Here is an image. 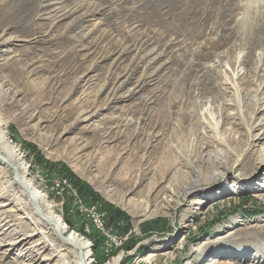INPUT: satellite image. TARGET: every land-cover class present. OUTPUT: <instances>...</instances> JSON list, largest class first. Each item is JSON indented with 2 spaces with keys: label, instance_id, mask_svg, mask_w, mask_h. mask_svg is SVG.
Instances as JSON below:
<instances>
[{
  "label": "rangeland",
  "instance_id": "rangeland-1",
  "mask_svg": "<svg viewBox=\"0 0 264 264\" xmlns=\"http://www.w3.org/2000/svg\"><path fill=\"white\" fill-rule=\"evenodd\" d=\"M253 1L244 16L246 0H0V122L66 235L89 244L90 264H187L193 253L264 264V135L249 133L264 97V0ZM73 3L93 13L76 27L58 18ZM93 26L104 40L80 37ZM224 56L223 78L237 88L215 103L207 89ZM248 101L217 130L210 109ZM64 168L98 199L84 202ZM21 193L0 163V264H60L50 249L30 250L38 236L24 241L33 227L13 203Z\"/></svg>",
  "mask_w": 264,
  "mask_h": 264
},
{
  "label": "bare ground",
  "instance_id": "bare-ground-1",
  "mask_svg": "<svg viewBox=\"0 0 264 264\" xmlns=\"http://www.w3.org/2000/svg\"><path fill=\"white\" fill-rule=\"evenodd\" d=\"M246 1L248 4L244 5L241 8V11H244V13H243L244 16H245V14L248 15L247 11L249 13V10L250 9L252 10L253 4H254L253 2H255L253 0H246ZM258 1H260V0H258ZM72 5H73V7L71 6V8H69V9H66L67 7L65 6L66 7L65 10H60V12L58 11L59 12L58 18L71 19L72 21H74V23H75L74 26L76 27V25L78 24L77 23L78 20L89 17V12L90 13H92V12H91L90 6L81 5L80 3H73ZM68 6H69V4H68ZM240 7H241V5L239 6L238 10H240ZM262 7H264V6H262ZM77 27H79V25ZM92 30H94V31H90L89 29L80 30L79 35H80V37L85 38L88 35H92V34L96 33V35L99 34V38H97V36H96V37H94V39L96 38L98 42L105 39V36L107 34L104 35L103 32H101V30H99L97 27L93 26ZM225 56L219 58L218 62H216L215 66L217 69H220V70H219L218 74L215 75V77H213V80H212L213 82H211V87H209L207 89V90H210L209 92L211 94H213L212 95L213 99H211V100H213L214 102L219 99V97L221 95L220 94L221 91L224 90V91H227L229 94H231L232 93L231 90L235 89L234 86H236V88H237L236 84H233L234 86H232V84L228 82L227 78H223L225 76L224 74L226 73V71H223L222 69H224V67H226L227 62H228V61H225L226 60ZM245 62L246 61H244V59L238 58L237 60H235L231 63L232 65L229 63L231 66V69L233 70V73H231V75H232V78L234 80L236 79V77L238 76V74L240 72L239 67H241V65H243V63H245ZM259 63H261V62L259 61ZM224 64H225V66H224ZM258 66H259V64H258ZM262 73H264V72H262ZM237 91H238V89H237ZM258 95H264V85L261 87L260 91L258 92ZM256 104H257V106L255 108V112L251 116L252 123H251L250 128H249V133L251 134L255 128L259 127V129L262 130L263 135H264V97H260L257 100ZM249 105H250L249 101L245 102V104H242L241 102H237L236 104H234L232 102L231 103L224 102L221 106L218 105L219 107L217 106L216 108H214V110L210 109V111L214 113L212 121L216 125L217 130H219L220 126L223 125L224 123H227L229 121H232V119H234L233 117H230L227 114L228 110L238 111V115L243 116L245 114L244 112L246 111L247 106H249ZM216 109H218V110L216 111ZM255 138H258V136L252 137L253 141ZM219 139L220 138H218V137L214 138V143H212V144H213V148L216 150L215 153L219 154V156H222V152H223L222 147H223V143H225L224 142L225 140L222 141ZM206 149H207V147L203 150H206ZM203 153H204L205 157H207V155H208V157L211 158V152L210 151H209V154L207 151L206 152L203 151ZM223 154H224V152H223ZM216 157L218 158V156H216ZM0 163L5 166L6 170L11 169L14 171V184L21 190V192H22L21 194H23V197H16L17 195L15 196V194L12 195V196L16 197L13 203L17 207L18 211L20 213H22L24 215V217L29 219V221H31V223H32V227H33V228L31 227L32 233L26 237L24 236V241L28 237L31 238L33 236H38L36 243L34 245H30V250L37 249L39 251V253H41V252H45L47 249H50L51 254H50L49 260H51L52 258H58L59 257L60 259L62 258V262L60 264H70V263L65 261L63 251L68 250V249H72L77 254L76 255L77 260H76L75 264H90L89 258L92 255V253L86 252V250L89 248V244L87 242L82 241L80 238H78V235H76L75 233H70L68 236L66 235L67 234L66 231L68 228L67 224L65 223V221L60 216H58L56 214V211L54 210L53 205L50 203L48 196L46 194H44L42 191H40L39 189H37L36 187H34L33 184L31 183V181L28 180V176L30 174H29V170L27 167V162H26L24 156L21 155L18 152V150H16V146L13 145L12 142H10V139H9V136L7 135L5 127H4V125H2L1 122H0ZM216 164H217V166L224 165L220 162H216ZM260 165L261 166L264 165V148L261 150V158L259 160V166ZM220 173H224V172L218 171L217 174H220ZM10 194H11V192H10ZM8 198H9V196H8ZM12 201H13V199H12ZM23 215H22V217H23ZM142 216H147V214H145V212H144V214L142 213ZM56 241L61 243V245H62L61 249L57 248L58 245L56 244ZM73 257H75V256H73ZM154 258H155V255L151 254V255H149V257L144 258L142 261H148V260L151 261ZM208 258H209V256L205 255L203 253L202 254L193 253V255H190L187 264H189L190 262L195 261V260L197 261L198 264H216V263H218V260L208 259ZM38 262H41V259H38Z\"/></svg>",
  "mask_w": 264,
  "mask_h": 264
},
{
  "label": "trees",
  "instance_id": "trees-1",
  "mask_svg": "<svg viewBox=\"0 0 264 264\" xmlns=\"http://www.w3.org/2000/svg\"><path fill=\"white\" fill-rule=\"evenodd\" d=\"M43 163V162H41ZM62 174L67 177L68 182L74 187V189L78 192L80 198L88 203L89 201L97 200L96 195L91 191L90 187L83 183L79 178H77L70 170L64 168ZM94 202V201H93ZM107 217L109 222H114L118 220V215L112 212L109 208H107Z\"/></svg>",
  "mask_w": 264,
  "mask_h": 264
},
{
  "label": "built area",
  "instance_id": "built-area-1",
  "mask_svg": "<svg viewBox=\"0 0 264 264\" xmlns=\"http://www.w3.org/2000/svg\"><path fill=\"white\" fill-rule=\"evenodd\" d=\"M93 218H94V224L97 229L104 231L105 229V219H102V211L98 212L95 208L91 209ZM115 242V239H114ZM147 262V261H146Z\"/></svg>",
  "mask_w": 264,
  "mask_h": 264
}]
</instances>
